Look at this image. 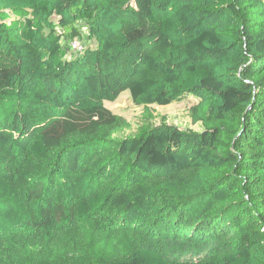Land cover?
<instances>
[{
  "label": "trees",
  "instance_id": "16d2710c",
  "mask_svg": "<svg viewBox=\"0 0 264 264\" xmlns=\"http://www.w3.org/2000/svg\"><path fill=\"white\" fill-rule=\"evenodd\" d=\"M0 264H264V0H0Z\"/></svg>",
  "mask_w": 264,
  "mask_h": 264
},
{
  "label": "rangeland",
  "instance_id": "374dc122",
  "mask_svg": "<svg viewBox=\"0 0 264 264\" xmlns=\"http://www.w3.org/2000/svg\"><path fill=\"white\" fill-rule=\"evenodd\" d=\"M74 40L78 44H81L83 49L85 47L94 48L97 46L96 39L87 36V29L84 24L81 25L79 34L72 41ZM66 41L67 39L64 37L62 42L67 44ZM197 102L198 100L195 97L187 96L167 105H138L133 102L130 92L125 90L115 100L106 101L105 105L113 113L123 116L130 123L128 128H122L113 134L114 138L120 139L139 134L163 120L181 128L200 131L203 128L202 123H192L190 112L191 107Z\"/></svg>",
  "mask_w": 264,
  "mask_h": 264
},
{
  "label": "built area",
  "instance_id": "2783aa9c",
  "mask_svg": "<svg viewBox=\"0 0 264 264\" xmlns=\"http://www.w3.org/2000/svg\"><path fill=\"white\" fill-rule=\"evenodd\" d=\"M83 51V47L81 44H78L76 40L69 43V47L67 49V57L72 56V54L80 53Z\"/></svg>",
  "mask_w": 264,
  "mask_h": 264
}]
</instances>
